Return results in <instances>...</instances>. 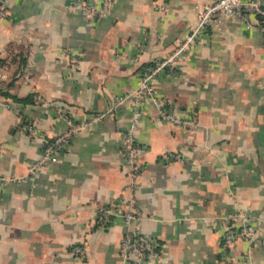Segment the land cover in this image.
<instances>
[{"label":"crops","instance_id":"0c3cea01","mask_svg":"<svg viewBox=\"0 0 264 264\" xmlns=\"http://www.w3.org/2000/svg\"><path fill=\"white\" fill-rule=\"evenodd\" d=\"M0 18V264H264V35L234 18L154 78L164 120L145 100L134 136L147 150L133 178L122 144L129 95L145 65L170 55L212 0H4ZM126 95H128L126 97ZM74 133L32 171L46 140ZM33 123L35 134L25 130ZM171 150L179 158L164 160ZM123 198L141 218L127 224ZM113 212L100 217L98 208ZM241 213L245 218H237ZM255 227L224 246L229 228ZM157 241L158 258L133 262L128 231ZM82 248V252L75 248Z\"/></svg>","mask_w":264,"mask_h":264},{"label":"built area","instance_id":"2783aa9c","mask_svg":"<svg viewBox=\"0 0 264 264\" xmlns=\"http://www.w3.org/2000/svg\"><path fill=\"white\" fill-rule=\"evenodd\" d=\"M168 0H158V7L165 9ZM114 0H104L101 9H94L85 6L81 3H76L74 7H82L88 13H98L105 15L111 12ZM7 13L5 8V1L0 0V18H3ZM234 18L241 21L246 28H256L264 35V0H212L201 9L196 17L195 23L192 24L184 36L180 39L173 52L155 62L144 66L140 72L139 82L135 90L129 93L134 96L135 109L132 115L131 128L125 133L122 144L123 158L128 166L129 174L135 178L140 171L139 156L147 150L146 146L138 144L134 136V128L136 122L142 114L140 105L147 100L152 99L159 106V112L164 120L172 121L178 125L189 126L193 125L195 120L192 117L183 118L177 116L172 110H167L159 105L160 100L155 94L154 78L164 70L173 72L177 69L179 60L186 57L190 50H193L201 42V35L207 29L217 28L221 23L228 19ZM128 95H126L127 97ZM101 115H96L81 123H73L67 118L68 128L51 140H46L44 152L39 160L31 165V170L34 171L40 167L41 164L47 161L55 160V153L59 147L68 142L71 136L83 129H88L95 124ZM25 130L30 134H35L36 129L33 123L27 124ZM161 157L164 160H172L179 158L180 155L171 150L161 152ZM123 210L121 215L127 224H131L141 218L140 210L135 207L134 200L123 198L121 201ZM113 210L108 206H101L98 208L100 217H107ZM237 218H245L244 214L237 213ZM252 242L255 238V227L249 224H243L238 229L229 228L223 238L222 243L227 246L234 242L238 237ZM82 252V248H75ZM122 250L126 258L133 262H140L145 259L154 260L158 258L157 241L154 236L139 232L137 230L128 231L122 239Z\"/></svg>","mask_w":264,"mask_h":264}]
</instances>
